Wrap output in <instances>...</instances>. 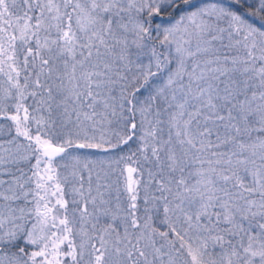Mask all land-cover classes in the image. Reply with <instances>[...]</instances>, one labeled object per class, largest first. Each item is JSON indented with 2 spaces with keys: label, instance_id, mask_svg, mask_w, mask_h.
I'll use <instances>...</instances> for the list:
<instances>
[{
  "label": "snow or ice",
  "instance_id": "obj_1",
  "mask_svg": "<svg viewBox=\"0 0 264 264\" xmlns=\"http://www.w3.org/2000/svg\"><path fill=\"white\" fill-rule=\"evenodd\" d=\"M0 264H264V0H0Z\"/></svg>",
  "mask_w": 264,
  "mask_h": 264
}]
</instances>
